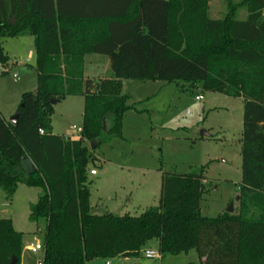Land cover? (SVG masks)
Segmentation results:
<instances>
[{"label": "trees", "instance_id": "16d2710c", "mask_svg": "<svg viewBox=\"0 0 264 264\" xmlns=\"http://www.w3.org/2000/svg\"><path fill=\"white\" fill-rule=\"evenodd\" d=\"M225 1L227 14L212 18L210 0H0V64L9 61L3 40L28 34L37 71L17 121L0 111V188L7 199L19 184L42 189L29 215L46 226L41 264L140 257L153 239L162 254L195 250L190 264H264V0ZM87 54L108 56L114 77L85 78ZM123 79L243 98L237 213L202 214L204 169L163 171L159 204L139 216L94 212L89 166L133 107ZM76 95L85 100L78 140L54 134L51 119L52 99ZM23 236L0 217V264H22Z\"/></svg>", "mask_w": 264, "mask_h": 264}, {"label": "rangeland", "instance_id": "374dc122", "mask_svg": "<svg viewBox=\"0 0 264 264\" xmlns=\"http://www.w3.org/2000/svg\"><path fill=\"white\" fill-rule=\"evenodd\" d=\"M233 1L239 3L242 0ZM227 12L225 0H211L209 3L212 18H222ZM246 16V9H240L238 18ZM23 40L27 42L22 43ZM32 41L30 35L3 40L9 65L0 64V109L8 120L15 115L22 94L37 88L36 74L31 76L30 67L24 65ZM15 59L19 60V65L13 64ZM30 64L36 67V55ZM99 72L107 73L104 66H99L92 75L96 77ZM109 72L112 73L111 68ZM122 92L130 96L128 103L133 105L124 116L122 135L103 142L95 151V165L89 166L90 200L94 212L139 216L159 204L163 171L190 173L204 169L207 191L202 200V214L218 217L226 213L231 204L233 213H237L242 180L243 98L163 80L123 79ZM197 95L203 98L196 99ZM53 105L52 129L56 134L66 133L73 125L82 126L83 96H67ZM111 125L109 119L107 128ZM92 169L97 170L96 175L90 173ZM41 194L39 187L19 184L15 195L7 199L0 188V217L13 219L15 229L23 232L30 241L34 237L44 240L45 222H34L29 218L30 206ZM148 250L159 256L147 258L145 253ZM41 254V251L31 253L29 260L26 253L24 264H41ZM195 262H198L195 250L162 254L159 241L153 239L140 257H99L88 264Z\"/></svg>", "mask_w": 264, "mask_h": 264}, {"label": "crops", "instance_id": "0c3cea01", "mask_svg": "<svg viewBox=\"0 0 264 264\" xmlns=\"http://www.w3.org/2000/svg\"><path fill=\"white\" fill-rule=\"evenodd\" d=\"M210 4H211V0H210ZM28 34H25V35H21V36H18V37H15V38H23V37H25V36H27ZM30 36H32V35H30ZM32 42H33V45H31L30 47H28L27 49V58H26V62L24 63V65L26 64V66L28 65L29 67H30V74H31V76H33V74H36V77H37V71H36V68H34L33 67V65L32 64H30V62L33 60V59H35V55H36V52H35V48H34V45H35V42H34V37L32 36ZM22 43L24 42H27L26 40L24 41H21ZM20 57V56H19ZM20 59H21V57H20ZM8 65H9V63H7ZM7 64H5V65H7ZM13 64H16V65H19V60L18 59H15L14 61H13ZM99 66H104V69L107 71V73L106 74H102V73H100L99 72V74H97V76L95 77V76H93L92 75V73H94V71H96L98 68H99ZM109 68H111L110 67V61H109V57L108 56H106V55H101V54H87L86 56H85V59H84V74H85V77H88V78H97V79H99V78H106V79H108V78H113L114 77V74H113V71H112V73H110L109 72ZM112 70V69H111ZM3 71V70H2ZM36 89V88H35ZM0 111L2 112V110L0 109ZM55 111V110H54ZM2 114H3V112H2ZM4 115V114H3ZM5 117V116H4ZM6 118V117H5ZM7 119V118H6ZM73 127V126H72ZM52 132L54 133V134H56L55 132H54V130L52 129ZM72 129L70 128L69 130H67L66 131V133H64V134H59V135H64V136H71V134H72ZM91 171V170H90ZM91 173V172H90ZM93 175H96V174H93ZM90 197H91V195H90ZM90 202H91V200H90ZM91 206H92V208H94L93 207V205H92V203H91ZM13 220V219H12ZM13 223H14V220H13ZM24 234V233H23ZM23 242H24V249H23V255H22V264H24V257L26 256L25 254L26 253H28V259L29 260H31V258H32V255H31V253L32 254H34V252H32L30 249H29V247L31 246V245H35V243H37V242H40V243H42L43 244V242L42 241H40L39 239H37L36 237H34V240L33 241H30V240H28L26 237H25V234H24V236H23ZM42 253H43V251L42 250H40ZM31 252V253H30ZM37 253V252H36ZM42 255V254H41ZM43 256V255H42ZM37 262H39V261H37ZM39 264H40V262H39Z\"/></svg>", "mask_w": 264, "mask_h": 264}, {"label": "built area", "instance_id": "2783aa9c", "mask_svg": "<svg viewBox=\"0 0 264 264\" xmlns=\"http://www.w3.org/2000/svg\"><path fill=\"white\" fill-rule=\"evenodd\" d=\"M13 76L16 78L17 77V75L16 74H13ZM203 98V96L202 95H197L196 96V99H202ZM72 134H71V138L72 139H80V136H81V132H82V126H76V125H73V127H72ZM41 133H43V130H41ZM91 174H97V170L96 169H92L91 171ZM29 249L32 251V252H34V253H36V252H38V251H40V250H43V244L42 243H40V242H37V243H35V245H31L30 247H29ZM159 256V254L157 255V253H155L154 251H150V250H148V251H146V253H145V256L147 257V258H151V257H154V256Z\"/></svg>", "mask_w": 264, "mask_h": 264}, {"label": "water", "instance_id": "95a60500", "mask_svg": "<svg viewBox=\"0 0 264 264\" xmlns=\"http://www.w3.org/2000/svg\"><path fill=\"white\" fill-rule=\"evenodd\" d=\"M51 102H52V104H55V103H57V100L52 99ZM17 117H18L17 115L12 116L11 119H10L11 122L15 123V122L17 121ZM105 128H106V126H104V129H105ZM203 134H204V135H209V133H206V132H203ZM227 212H228V213H233V212H234L233 204L230 205V207H229V209H228ZM14 261H15V259H14Z\"/></svg>", "mask_w": 264, "mask_h": 264}]
</instances>
